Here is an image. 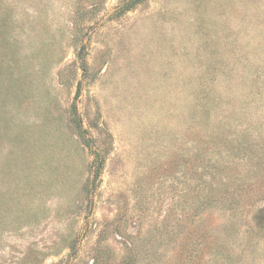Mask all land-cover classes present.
<instances>
[{
    "label": "rangeland",
    "instance_id": "1",
    "mask_svg": "<svg viewBox=\"0 0 264 264\" xmlns=\"http://www.w3.org/2000/svg\"><path fill=\"white\" fill-rule=\"evenodd\" d=\"M0 264H264V0H0Z\"/></svg>",
    "mask_w": 264,
    "mask_h": 264
}]
</instances>
